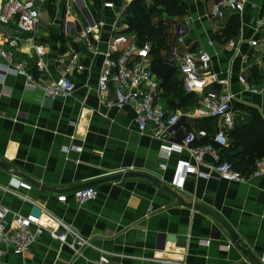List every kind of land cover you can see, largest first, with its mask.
<instances>
[{
	"label": "crops",
	"instance_id": "1",
	"mask_svg": "<svg viewBox=\"0 0 264 264\" xmlns=\"http://www.w3.org/2000/svg\"><path fill=\"white\" fill-rule=\"evenodd\" d=\"M35 1L39 12L40 6H47L49 24L39 21L35 32L19 35L21 41L14 49L16 61L23 63L35 80L44 82L56 79L67 69L75 89L70 96L51 101L40 89L28 88L23 76L0 75V161L8 164L7 168L0 167V185L45 207L89 239L92 246L74 255L67 244L44 232L22 255L0 246L4 250L0 264H100L101 253L107 255L108 264H252L214 217L181 205L149 180L124 178L104 182L93 186L98 191L96 199L81 204L73 198V187L123 171L154 175L185 201L216 210L258 259L264 256V172L243 181L188 174L182 187L177 188L171 185L175 163L177 159L188 158V153L174 152L172 157L162 159V141L150 129L142 134L137 131L133 108L108 106L112 93L98 90L101 52L108 39L119 33L133 39V33L126 31L125 20L112 26L117 12L131 0H122L123 6L114 8L103 5L112 0H101L98 7L87 0L90 13L107 23L94 33L93 49L87 48L78 37L76 21L82 26L85 21L76 2ZM183 1L185 13L167 20L161 57L168 49L166 46L209 52L212 71L227 82L213 85L214 90L234 95L231 110L235 126L227 133L237 128L249 137L247 146L239 141L232 147L236 152L245 150L255 162L264 157V36L257 31V20L264 14V0H249L241 14L226 12L220 18L209 15L213 0ZM177 22H187L190 28L181 44L173 30ZM16 34L12 24L0 22V49L7 48L6 39ZM239 38L243 40L239 54L235 55L228 43ZM250 39H258L257 46H250ZM34 41L44 46V70L35 64ZM5 65L6 61L0 57V69ZM78 65L82 69H77ZM169 69L170 73H165V100L161 92L159 101L169 112L193 110L196 95L183 89L177 68ZM239 75H245L247 83L258 92L246 91ZM157 79L160 82L158 76ZM186 95L191 100L185 106ZM185 123L182 129L205 127L210 134L222 128L214 118H191ZM202 140L196 143L202 144ZM71 145L81 150L68 148ZM211 162V157L206 156L205 165ZM205 165L200 169L206 171ZM16 170L38 181L40 186L32 185L30 190L16 188V180L25 181L14 174ZM62 194L67 196L64 202L57 200ZM0 207L8 209L7 218L13 213H32L34 208L1 187ZM207 239L208 244L204 243ZM163 244L165 251H159Z\"/></svg>",
	"mask_w": 264,
	"mask_h": 264
},
{
	"label": "built area",
	"instance_id": "2",
	"mask_svg": "<svg viewBox=\"0 0 264 264\" xmlns=\"http://www.w3.org/2000/svg\"><path fill=\"white\" fill-rule=\"evenodd\" d=\"M82 14L85 24L82 26L76 21L78 37L83 44L93 49L92 38L104 28L107 23L101 18H95L88 7L87 0H73ZM249 0H213L209 11L210 17H223L226 12L241 14ZM106 8H114L112 1L103 3ZM127 14L126 6L120 8L115 15L112 26L124 20ZM39 9L35 0H1L0 22L5 25L12 24L16 35L6 39L7 48L0 49V57L6 61L4 68L0 69V75L12 74L23 76L26 86L30 89H40L44 97L53 101L58 97L70 96L75 83L69 77L67 69L56 79L44 82L35 80L25 69L23 63L16 61L15 50L21 38L19 35L35 32L39 24ZM173 30L178 43H182L189 35L190 28L187 22L173 24ZM257 31L264 36V14L257 20ZM242 38L230 40L228 45L239 54V45ZM250 46H257L258 39L248 40ZM95 53L98 50H93ZM35 64L40 70L45 68V49L41 43L33 42ZM103 62L97 78L98 90L101 93L111 92L113 98L107 102L108 106L121 108L130 105L134 110V123L139 133L150 129L152 135L162 141L160 155L162 159L172 157L174 152L188 153V158L177 159L175 163L174 177L171 185L181 188L188 174H196L203 178H215L224 181H243L248 176H260L264 172V157L254 162V167L249 175H245L234 169L231 164L221 158L220 150L229 146L227 130L235 125L234 114L231 110V102L234 95L230 91L217 92L213 85L227 84L220 80L218 75L211 69V55L206 50L200 49L191 52L170 46L164 54L163 60L170 66L179 70L182 76L183 89L196 95V103L193 110L169 112L159 101L162 92L160 82L151 69V44L139 45L127 34L112 35L106 42L105 49L101 52ZM62 58L59 59V64ZM77 69H82L81 65ZM238 80L244 85L246 91L257 93L258 90L249 85L245 75H239ZM216 119L218 129L210 134L206 129L185 130V120ZM220 124V125H219ZM208 138L209 141L197 144L196 141ZM81 150L76 145L68 147ZM210 156L212 162L205 165L204 159ZM205 165L207 170H201ZM16 188L30 190L32 185L26 181L16 180ZM6 191L14 193L23 200L31 203L39 209V214L29 213L26 215L13 213L10 218L6 217L8 209L0 207V246L11 249L14 254H24L42 233L46 232L55 240L63 242L72 249L74 255H80L86 247L92 246L89 239L81 236L74 228L38 205L31 198L20 195L17 192L2 187ZM98 191L95 187H84L72 192L73 198L78 203H86L96 199ZM67 196L62 194L57 197L58 201H66ZM44 219V221H42ZM34 227V229H31ZM70 238V240H68ZM209 239L204 243L208 244ZM165 244L159 251H165ZM164 247V248H163ZM4 250L0 248V257ZM165 262V259H159ZM259 261L264 264V256ZM100 264H108L107 255L101 253Z\"/></svg>",
	"mask_w": 264,
	"mask_h": 264
},
{
	"label": "trees",
	"instance_id": "3",
	"mask_svg": "<svg viewBox=\"0 0 264 264\" xmlns=\"http://www.w3.org/2000/svg\"><path fill=\"white\" fill-rule=\"evenodd\" d=\"M91 1L97 7L101 2V0ZM112 2L115 6H123L122 0H112ZM126 9L127 14L124 19L127 24L126 31L133 33V39L137 44H151V69L161 79V97L165 100V91L167 89L165 88V73H170L169 68L174 67L164 62L160 53L162 49H165V26L166 23H169L167 20H173L175 16H180L185 13V3L183 0H152L150 4H147L145 0H131L126 6ZM167 48L169 46H166ZM184 97L188 100L183 102V105L186 106L187 102H190L191 96L186 95ZM227 136L230 143L226 149L220 150L221 158L228 161L234 169L245 175H249L253 170L254 160L252 157H248L246 152H244L245 150L236 152L232 147L236 146L239 141L243 146H247L245 143L249 139L247 137L248 134L245 132L240 133L235 128L233 131L228 132ZM208 141V138L202 140L203 143ZM262 153L264 154V151Z\"/></svg>",
	"mask_w": 264,
	"mask_h": 264
},
{
	"label": "water",
	"instance_id": "4",
	"mask_svg": "<svg viewBox=\"0 0 264 264\" xmlns=\"http://www.w3.org/2000/svg\"><path fill=\"white\" fill-rule=\"evenodd\" d=\"M0 167L7 168L8 164L6 162L0 161ZM14 174L23 178L26 182L30 183L31 185H33L35 187L40 186V183L38 181L28 177L27 175H25V174H23L17 170L14 172ZM124 178H143V179L149 180L154 185L161 187L164 191H166L167 193L172 195L181 205L186 206L190 209L205 212V213L211 215L222 225V227L224 228V230L227 232L230 239L234 243L235 247L241 251V253L243 254V256L246 259H248L252 264H262L259 261L258 257L256 255H254L251 252V250L242 242V240L239 238V236L237 235V233L235 232L233 227L229 224V222L220 213H218L216 210H214L212 208L197 205L195 203L185 201L177 191H175L171 186L161 182L159 180V178L154 176V175L144 173V172H139V171H123L120 173H116L114 175H109L106 177H101V178H97V179L82 183L80 185L73 187L71 190H78V189H81L84 187L94 186V185H98V184H101L104 182L116 181V180H120V179H124ZM68 190H70V189H68ZM32 213L35 215H38L39 209L33 208Z\"/></svg>",
	"mask_w": 264,
	"mask_h": 264
},
{
	"label": "rangeland",
	"instance_id": "5",
	"mask_svg": "<svg viewBox=\"0 0 264 264\" xmlns=\"http://www.w3.org/2000/svg\"><path fill=\"white\" fill-rule=\"evenodd\" d=\"M50 16L47 10L46 5L40 6V15H39V21L40 23L47 25L49 24Z\"/></svg>",
	"mask_w": 264,
	"mask_h": 264
}]
</instances>
